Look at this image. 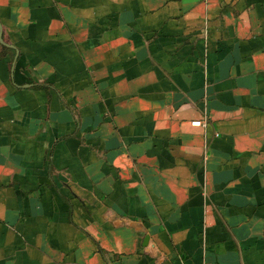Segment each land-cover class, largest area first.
Returning <instances> with one entry per match:
<instances>
[{
	"label": "crops",
	"instance_id": "obj_1",
	"mask_svg": "<svg viewBox=\"0 0 264 264\" xmlns=\"http://www.w3.org/2000/svg\"><path fill=\"white\" fill-rule=\"evenodd\" d=\"M0 264H264V0H0Z\"/></svg>",
	"mask_w": 264,
	"mask_h": 264
},
{
	"label": "built area",
	"instance_id": "obj_2",
	"mask_svg": "<svg viewBox=\"0 0 264 264\" xmlns=\"http://www.w3.org/2000/svg\"><path fill=\"white\" fill-rule=\"evenodd\" d=\"M194 125H201L203 122L201 120H195L192 122Z\"/></svg>",
	"mask_w": 264,
	"mask_h": 264
}]
</instances>
